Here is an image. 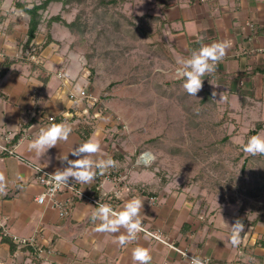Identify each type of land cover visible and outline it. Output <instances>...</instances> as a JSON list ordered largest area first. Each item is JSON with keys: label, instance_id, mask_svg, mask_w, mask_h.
<instances>
[{"label": "crops", "instance_id": "0c3cea01", "mask_svg": "<svg viewBox=\"0 0 264 264\" xmlns=\"http://www.w3.org/2000/svg\"><path fill=\"white\" fill-rule=\"evenodd\" d=\"M130 2L161 17L165 39L177 61L189 58L202 44L230 39L228 54L205 78L225 90L222 94L226 99H235L238 114L258 108L263 116L255 124H264V0ZM19 36L12 25L0 30V70L6 62L9 65L0 77V135L10 137L9 145H14L19 155L0 151V172L6 178L0 191V264H134L132 249L137 246L149 250L151 264H190L180 251L144 231L123 246L113 242L124 234L123 229L115 234L95 231L99 222L91 217L99 205L76 198L70 214L62 217L50 203L37 201L45 188L37 181L33 164L53 172L62 170L67 163L58 157L68 154V159H76L70 151L89 139L100 143L98 156L111 158L115 166L103 174L97 170L91 183L75 181L81 190L111 203L116 211L127 200L141 198V226L160 231L175 246L190 255L209 258L211 264H264V231L249 243L242 233L239 244L233 245L231 226L224 218L210 219L191 201L160 192L155 188L154 171L138 164L130 143L123 141L125 132L116 116L87 99L70 97L73 90L93 91L83 75L82 63L60 60L55 55L47 61L43 49L38 61L22 57ZM61 69L66 72L65 79L59 76ZM49 116L55 120L50 122ZM61 122L72 128L67 142L61 141L43 155L29 151V143L41 128ZM67 195L62 192L60 198ZM3 235L35 237L36 244L17 245L13 252L2 240ZM259 236L262 243L256 244ZM37 245L47 251L42 258L33 253Z\"/></svg>", "mask_w": 264, "mask_h": 264}, {"label": "rangeland", "instance_id": "374dc122", "mask_svg": "<svg viewBox=\"0 0 264 264\" xmlns=\"http://www.w3.org/2000/svg\"><path fill=\"white\" fill-rule=\"evenodd\" d=\"M41 1L0 0V30L12 25L22 44L29 15L17 3L32 7ZM130 1L51 2L36 47L51 34L52 42L43 48L47 61L55 55L82 63L95 104L116 116L136 160L151 153L155 188L191 201L210 219L222 217L230 226L240 219L249 243L264 231V155L247 154L243 145L253 135L264 136L263 122L255 124L263 115L258 108L238 114L235 99H226L210 78L204 77L196 96L188 95L161 17ZM58 14L68 22L81 17L75 33L62 22L47 25Z\"/></svg>", "mask_w": 264, "mask_h": 264}, {"label": "clouds", "instance_id": "9594fccd", "mask_svg": "<svg viewBox=\"0 0 264 264\" xmlns=\"http://www.w3.org/2000/svg\"><path fill=\"white\" fill-rule=\"evenodd\" d=\"M231 47L232 41L227 38L210 44H202L198 50L191 51L189 58L178 61L177 74L183 79V88L188 95L196 96L202 90L204 77L215 71V65L228 54ZM212 95L215 97L216 92L213 91ZM71 132V126L66 123H52L39 130L35 139L29 143L28 149L38 155L46 154L50 148L59 145L61 141L67 142ZM243 150L252 156L264 155V136L257 134L249 137L243 145ZM70 152L77 158L70 160L68 154H61L58 157L62 163H67V167L62 170L57 169L52 174L57 186L69 184L70 178L78 183H91L97 175V170L103 174L108 168L115 166V161L111 158L98 156L100 143L93 139L79 144ZM151 159L153 157L142 154L137 163L143 162L148 165ZM5 185V175L0 172V191H3ZM143 203L144 200L134 197L127 200L120 211L114 210L109 204H100L91 217L94 222H99L95 231L115 234L121 233L123 229L124 234L118 235V238L113 241L121 246L129 241L137 240V234L142 230L140 216ZM244 228L245 225L240 219L231 225L230 240L233 245L239 244ZM189 259L190 264H204L201 257L193 255ZM132 260L134 264H151L152 256L146 247L137 246L132 249Z\"/></svg>", "mask_w": 264, "mask_h": 264}, {"label": "built area", "instance_id": "2783aa9c", "mask_svg": "<svg viewBox=\"0 0 264 264\" xmlns=\"http://www.w3.org/2000/svg\"><path fill=\"white\" fill-rule=\"evenodd\" d=\"M35 47L27 49L25 52L21 53L22 57H28L31 59H36V54L34 53ZM59 76L63 79L67 77L66 72L61 69L59 71ZM70 97L72 99L76 98H83L87 99L88 101L93 102V104L96 103L97 99L96 97L89 91L88 88H82L79 93L76 91H70ZM49 121L53 122L55 120V116H49ZM50 125V124H49ZM11 139L9 136L4 137L0 135V151L5 152L9 155H15L19 156L15 150V146H10ZM33 168L35 169V176L37 181L44 186L45 191L40 194L37 197V201L40 204L43 203H50L53 207H55L58 211L60 216L66 217L70 214V210L75 202L76 198H81L85 201H88L90 203H93L95 205L100 204H109L111 206V203L109 202H103L100 200V198H97L95 195H92L91 193H87L83 190H81L76 182L74 180L69 179V184H61L59 186L56 185V182L53 179L52 174H54L53 171L48 170L40 165H34ZM108 179V176H106ZM110 178V177H109ZM62 192H67L68 195L66 198H60V194ZM141 231H144L148 235H150L152 238L158 241H162L164 244H168L171 246V248L180 251L188 260L190 263V257L193 255L188 254L186 251H183L179 247L175 246L173 243L169 242L167 239H165L160 231L154 232L149 229H147L144 226H141ZM13 241L19 246L24 247L28 245H35L36 239L35 237H18L14 236ZM46 249L43 246L37 245V248L35 251H33L34 255L38 258H42L46 255ZM204 261V264H211L209 261V258H202Z\"/></svg>", "mask_w": 264, "mask_h": 264}, {"label": "trees", "instance_id": "16d2710c", "mask_svg": "<svg viewBox=\"0 0 264 264\" xmlns=\"http://www.w3.org/2000/svg\"><path fill=\"white\" fill-rule=\"evenodd\" d=\"M72 0H42L39 3H34L32 7L27 6L24 3L18 2L17 6L23 10L26 14L29 15L28 19V29L26 33V39L21 44L22 45V51L25 52L27 49L35 47L34 53L38 56L40 55V52L42 49L46 46H48L52 42V35L47 34L46 41L44 40V45L40 46V48L36 47L37 39L41 35L40 26L45 21L43 12L47 10L48 6L51 4V2H63L64 6L65 4H69ZM118 0H100V3L104 6H109L112 4H116ZM81 17L77 14L75 16V19L68 22L66 19H64L60 14L56 16H51L49 20H47V25L51 26L54 22H62L66 27L69 28L71 32H76L75 28L79 27L78 23L80 22ZM22 52V53H23ZM9 65L7 62L4 64V67L2 70H0V77L5 74L7 71V67ZM258 127H261V123H258ZM258 130H254L253 133L257 134ZM2 240L5 242H8L12 248V251L14 252L16 248L18 247L17 244L13 241V239L9 236L3 235Z\"/></svg>", "mask_w": 264, "mask_h": 264}, {"label": "bare ground", "instance_id": "6f19581e", "mask_svg": "<svg viewBox=\"0 0 264 264\" xmlns=\"http://www.w3.org/2000/svg\"><path fill=\"white\" fill-rule=\"evenodd\" d=\"M148 157H152L151 153H145Z\"/></svg>", "mask_w": 264, "mask_h": 264}]
</instances>
